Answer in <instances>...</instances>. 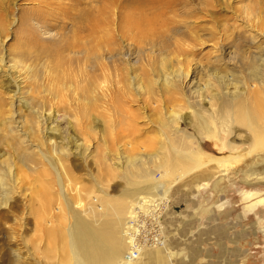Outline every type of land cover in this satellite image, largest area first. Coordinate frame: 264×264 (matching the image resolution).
<instances>
[{
    "label": "bare ground",
    "instance_id": "bare-ground-1",
    "mask_svg": "<svg viewBox=\"0 0 264 264\" xmlns=\"http://www.w3.org/2000/svg\"><path fill=\"white\" fill-rule=\"evenodd\" d=\"M98 2L99 5L88 9L84 16L86 22H82V29L89 32L96 45L92 42V46L88 45L84 50H78L77 45L64 39L58 41V45L44 43L31 30L26 40H21L12 49L5 48V41L0 39V209L6 208L11 214L23 210L26 216L32 217L33 234L28 235L27 243L33 255L35 252L48 259L51 253L59 252L62 254L59 264H139L142 256L136 260L127 257L129 241L126 235L127 221L139 199L146 196L171 199V187L194 171L209 168L227 171L234 164L231 156H209L205 152L203 136L215 135L209 119L214 120L213 116L221 114L232 125L246 127L253 134L255 145L264 151V123H261L264 122V47L261 45L262 54L258 53L261 54L258 59L246 61L248 69L244 70L249 74L246 80L239 77L242 69L236 70L238 76L223 64L224 69L211 71L208 76L212 80L207 84L200 86L195 80L189 85L191 74L189 68L184 69L189 62L180 60L185 58L180 48L190 45L184 43L178 47L175 66L171 64L175 63L173 58L170 61L167 54L162 56L163 53L159 63H155V52L157 49L162 52L163 46L151 42L153 39L149 41V49H142L141 65L126 64L120 68L117 59L110 60L105 54V49L113 44L109 39L116 24L122 23L125 31L130 33L143 34L145 29L157 23L156 19H160L159 9L170 2ZM260 3L264 7V0ZM31 19L32 15L26 16L24 22ZM101 32L103 38L98 36ZM253 86L255 89H251ZM139 99L145 100L144 104L149 103L147 99L153 101L150 106L158 111V116L151 118L148 115V125L153 129L147 139L144 137L146 141L140 142L143 145L141 151L128 155L121 152L114 134L120 127L117 123L124 121L119 120L123 117L134 129L137 114L130 107ZM64 121L69 127H66L68 134L76 132L78 126L81 130L87 129V134L80 137L82 143L80 139L77 141L76 134L73 137L71 133L66 136L62 132ZM91 121L99 125V133L91 126ZM183 124L191 127L194 133L183 128ZM125 126L122 124L121 128ZM91 134L93 138L97 136L94 139L96 146L89 143ZM131 138L133 136L125 139ZM131 144L135 145L134 142ZM230 145L228 141L227 146ZM100 149H103L101 153L98 152ZM107 155L112 156L117 166L107 161ZM75 156H80L86 166L93 161L107 178L114 177L119 169L121 173L117 174L126 184L121 195L114 198L109 194L111 183L105 177L103 180L93 178L96 183L91 186L76 184L73 188L67 185L75 177L70 165ZM157 169L161 179L154 174ZM21 183L26 184V188L34 183V187L31 185L30 193L24 194L26 188L19 191ZM16 194L22 198V206L12 205L11 200ZM43 241L47 245L42 249ZM166 246L155 248L166 249Z\"/></svg>",
    "mask_w": 264,
    "mask_h": 264
},
{
    "label": "rangeland",
    "instance_id": "rangeland-1",
    "mask_svg": "<svg viewBox=\"0 0 264 264\" xmlns=\"http://www.w3.org/2000/svg\"><path fill=\"white\" fill-rule=\"evenodd\" d=\"M168 1L169 5L159 9L160 19H156L157 23L152 26L153 28L145 29L143 34L142 32H138V35L130 33L127 29L125 31L122 23L116 24V30L112 32L111 40L109 39L113 44H109L108 41L109 47L105 49L107 57L110 60L117 59L118 67H125L126 64L138 67L141 65L142 49H149V41L153 39L151 42L163 46L162 52L159 49L155 52L157 57L155 63H159L160 54L163 53L162 56L168 55L167 59L173 58L171 60L175 63L171 62V64L175 66L177 56L175 52L182 45L189 44L193 48L189 46V49L187 45L180 48L181 51H184L186 58L181 57L180 60L189 62L184 67V69L189 68L191 74L189 85L195 80V83H199L200 86L207 84L209 80H212L208 76L211 71H220L221 68H225L224 65H228L227 68L236 75L242 69L239 72V75H242L238 76L245 80L248 79L249 74L246 73L248 67L245 65L252 58L258 59L262 54V47H264V25L259 21L260 19L264 23V15H262L264 9H262L263 5L260 0ZM97 2L98 0H0V39L5 41V48L12 49L20 44L21 40H26L31 30L44 43L52 42L58 45L64 39L65 42L69 41L77 45L78 50H84L88 45L92 46L93 41L89 37V32L82 29V22H86L84 16L88 9L96 4L99 5ZM24 14L32 15L33 19L25 23L26 16ZM14 18L15 21H13ZM148 34L150 39L147 37ZM185 34L187 35L185 36ZM101 35L103 38V32L98 34L100 37ZM159 41L162 43L160 44ZM175 41L177 45H175ZM172 43H175V46L173 45L176 48L175 51L171 50L174 48ZM258 45L259 47H257ZM261 45L263 46L261 47ZM169 48L170 50H168ZM186 48L188 49L186 50ZM118 52H121V55L118 56ZM253 54L256 56L258 54V56L254 55V58ZM211 63L213 64L211 65ZM215 67H219V69ZM240 86L242 87L241 84ZM251 89H255V86ZM137 101L132 102V107H130L137 114L135 124L133 123L135 130L129 120L123 117L119 120L124 119L125 124L123 122L122 124L126 126L122 128L126 130L121 128V121L118 122V120L116 123L120 127L116 128L114 134L116 139H113L120 145V149L122 148L121 152L128 155H136L141 151L140 148L143 145L140 142L144 143L146 141L144 137L147 139V134L153 129L151 125H148L149 117L158 116L156 113L158 111H155L153 105L150 106L153 101L150 102L147 99L149 101L147 104H144L145 100H143L144 103L140 99ZM142 103L146 105L145 108ZM118 104L120 105V102ZM144 110L145 113L147 112L146 115ZM145 116L148 120L144 118ZM213 118L214 120L209 119V121L214 127L216 136H203L204 150L209 156H231L234 164L227 171L217 168L194 171L171 187L170 200L172 202L164 216L165 231L168 236L166 249L154 248L155 250H152V248L146 255H142L143 258L140 259L139 264H264V151L255 145L253 134L246 127L238 124L232 125L221 114L215 115ZM90 124L96 127L97 133L101 131V128L100 130L97 128L98 124L92 121ZM67 125L66 121L62 122V132L66 136L71 133V136L74 137L76 134L77 141L80 139L79 142L82 143L81 138L87 134V129H82V131L78 126L76 132L69 130V132H73L68 134L67 128L69 129V127ZM262 126L264 128V124ZM183 128L194 133V130L185 124H183ZM65 129L66 131H64ZM131 135L133 136L132 141L125 139L132 137ZM88 137L91 140L89 141L88 138L89 143L96 146L97 140L94 139L97 136L93 138L94 135L91 134ZM111 137L113 138V135ZM111 137H109L110 141H112ZM228 141L230 146H227ZM79 142L78 144H80ZM131 142H134L135 145H132ZM93 150L94 148H92ZM102 150L100 149L98 152L101 153ZM79 152L78 150L77 153ZM107 157V161L114 165L112 156L107 155ZM80 158V156H75L70 160L76 178L67 182V185L70 184L73 188L76 184L91 186L96 183L93 178L101 177L103 180L105 177V180L107 179L111 183L109 185L108 181H105L109 185V194L114 198L121 195L126 184L125 180L118 175L121 173L119 169L117 170L118 174L116 173L117 176L115 174L114 177L107 178L93 161L86 166ZM154 174L158 179H161L158 169L154 171ZM30 180L31 183L32 179ZM24 183L20 184L24 187L19 186L21 188L19 191L26 188L28 183ZM31 185L34 187V183L30 184V187ZM37 185L38 183L35 187ZM30 187L26 188L24 194L30 193ZM14 196L11 200L12 205L22 206L23 200L20 195ZM86 200L84 201L87 202L88 200ZM9 213L6 208L0 209V264H47L46 262L59 264L58 260L62 256V254L59 255V252L51 253L48 259L35 254V252L34 255L31 253L33 251H30L27 240L30 238L28 235L33 234L31 231L32 223H34L32 217L28 214L26 216L23 210L21 213ZM46 245L47 242L43 241L42 249ZM59 245L62 246L61 243Z\"/></svg>",
    "mask_w": 264,
    "mask_h": 264
},
{
    "label": "built area",
    "instance_id": "built-area-1",
    "mask_svg": "<svg viewBox=\"0 0 264 264\" xmlns=\"http://www.w3.org/2000/svg\"><path fill=\"white\" fill-rule=\"evenodd\" d=\"M169 203L170 199H157L153 196L139 199L126 226L129 260L138 259L149 248L167 244L168 236L165 231L164 216Z\"/></svg>",
    "mask_w": 264,
    "mask_h": 264
},
{
    "label": "crops",
    "instance_id": "crops-1",
    "mask_svg": "<svg viewBox=\"0 0 264 264\" xmlns=\"http://www.w3.org/2000/svg\"><path fill=\"white\" fill-rule=\"evenodd\" d=\"M178 213H179V211H178ZM149 250H151V249L146 250L144 254L146 255L148 252H150ZM152 250H155V249H152Z\"/></svg>",
    "mask_w": 264,
    "mask_h": 264
}]
</instances>
